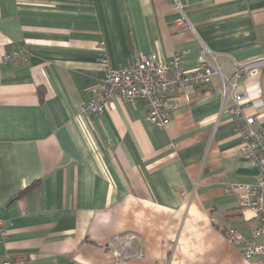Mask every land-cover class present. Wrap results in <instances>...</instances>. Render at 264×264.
Instances as JSON below:
<instances>
[{"label":"crops","instance_id":"obj_1","mask_svg":"<svg viewBox=\"0 0 264 264\" xmlns=\"http://www.w3.org/2000/svg\"><path fill=\"white\" fill-rule=\"evenodd\" d=\"M175 1L0 0V264H113L108 243L126 234L144 254L129 264H255L227 240L230 229L250 237L254 214L229 189L257 184L259 170L220 77L189 98L167 94L166 127L142 98L81 113L102 53L115 68L178 54L194 72L204 44L227 76L264 57V0H178L194 31L176 25ZM22 51L27 61H2ZM239 85L264 131V70Z\"/></svg>","mask_w":264,"mask_h":264},{"label":"built area","instance_id":"obj_2","mask_svg":"<svg viewBox=\"0 0 264 264\" xmlns=\"http://www.w3.org/2000/svg\"><path fill=\"white\" fill-rule=\"evenodd\" d=\"M174 11L178 14L176 25L190 31L194 26L189 21L185 8L180 1H175ZM25 51L4 54L3 62H25L28 59ZM201 64L194 72H188L182 64L180 55L175 54L169 60L158 55L136 58L123 66L115 68L106 53L101 54L104 66L102 83L93 90V96L81 106L85 116H98L105 112L115 101L133 103L142 98L148 108V120L158 127L170 123L169 111L176 107V102H169L166 95L178 93L189 98L200 86L213 89L216 76L220 77V92L225 102L231 98L230 114L235 121L237 135L241 138V149L244 155L259 170L258 183L255 185H237L229 191L239 192V206L242 210L252 211V228L250 237L243 238L235 229L227 233L230 244L243 243L242 255L255 264H264V131L255 128L256 118L248 115L245 108L250 100L240 90L239 80L261 75L264 70V57L233 68L227 76L217 62V57L204 44L201 47ZM6 236L3 220L0 219V240ZM258 239H263L257 242ZM139 238L132 234L116 235L108 243L113 256V264H129L132 257L143 258L142 250H134L133 244ZM2 264H29L24 257L7 258Z\"/></svg>","mask_w":264,"mask_h":264},{"label":"water","instance_id":"obj_3","mask_svg":"<svg viewBox=\"0 0 264 264\" xmlns=\"http://www.w3.org/2000/svg\"><path fill=\"white\" fill-rule=\"evenodd\" d=\"M6 207H8V205H7ZM3 211H4V209H3V208H0V214H1Z\"/></svg>","mask_w":264,"mask_h":264},{"label":"trees","instance_id":"obj_4","mask_svg":"<svg viewBox=\"0 0 264 264\" xmlns=\"http://www.w3.org/2000/svg\"><path fill=\"white\" fill-rule=\"evenodd\" d=\"M36 186V183H34L33 185H32V187H35Z\"/></svg>","mask_w":264,"mask_h":264}]
</instances>
